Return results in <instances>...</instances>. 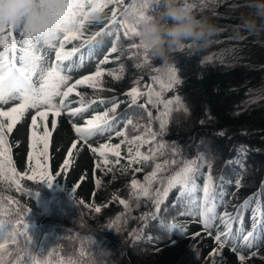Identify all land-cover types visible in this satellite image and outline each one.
<instances>
[{
  "label": "trees",
  "instance_id": "16d2710c",
  "mask_svg": "<svg viewBox=\"0 0 264 264\" xmlns=\"http://www.w3.org/2000/svg\"><path fill=\"white\" fill-rule=\"evenodd\" d=\"M131 3L133 0H123ZM137 3L140 0H136ZM195 7L193 12L198 17H207L218 28L209 41L200 46L185 42L184 47L173 48L167 57L151 55L147 63L144 60L145 49L133 47L139 44V36L124 35V27L118 17L112 41L116 50L111 65H121L124 72L111 82H104L98 89H87L102 95L110 96L117 102L115 113L131 123L128 133H140L148 120V109L156 116L157 108L145 105L146 85L159 91L160 85L151 77L160 75L156 69L166 65L173 66L179 81L172 89L163 93V98L179 95L182 105L171 106L165 117L166 127L158 139L166 145H175L180 149L181 157L191 158L203 153L211 160V176L224 177L235 183L239 178V188L235 184L238 200L244 196L264 200V61L260 58L264 52V34L253 35L236 27L241 13L247 11L246 0H189ZM108 4L98 15L100 19L86 21L84 30L90 33L100 26L108 16ZM150 10L148 14H155ZM166 79V77H163ZM138 80L140 95L133 97L125 86L130 80ZM99 82V81H98ZM144 106V107H142ZM163 110V105L159 106ZM187 108V111H185ZM62 119V116H58ZM139 125V127H137ZM125 126V124H124ZM157 133L161 132L160 121L156 119L151 125ZM126 143V142H125ZM123 143V144H125ZM121 144V145H123ZM147 150V144L144 146ZM105 158L108 161L105 163ZM158 159L172 158L169 150L167 156ZM154 163V161L152 162ZM152 163H137L135 178L143 183L146 172L152 170ZM97 173V190L106 191L114 184H120L119 193L128 201L122 204L110 201L97 211L88 205L70 199L68 193L57 187L53 180H21L24 187L32 188L42 197L45 207L42 213V228H36L34 235L43 240L51 253L50 264H205L198 257V246L204 244L202 233L195 229L188 210L180 205H173L179 189H170L167 197L161 202L157 212L155 197L137 196L128 179V169L122 162H116L109 155H104V162H99ZM105 171L115 177L109 179ZM209 171L205 165L197 176L201 186L204 174ZM153 182L152 191L158 187ZM252 198V199H253ZM183 209L184 213H179ZM7 210H16L0 196V215L6 219ZM152 213H157L155 216ZM147 214V215H145ZM17 215L10 216L12 221ZM117 223L111 228V221ZM53 223L61 225L53 226ZM172 225L175 236L163 237L157 245H149L145 240L148 233L161 236L166 228ZM44 228V229H43ZM171 241V242H169ZM198 244V245H196ZM2 251V264H33L34 254H24V245L20 238L17 243L6 244ZM262 260V261H261ZM264 264V250L252 260V264Z\"/></svg>",
  "mask_w": 264,
  "mask_h": 264
},
{
  "label": "snow or ice",
  "instance_id": "6c2138e0",
  "mask_svg": "<svg viewBox=\"0 0 264 264\" xmlns=\"http://www.w3.org/2000/svg\"><path fill=\"white\" fill-rule=\"evenodd\" d=\"M40 2L49 9V20L51 23H45L37 27L27 22L19 25L0 22V43L5 45V50L0 52V118H6V121L0 119V173L9 172L14 174L16 172V169L11 167V159L8 156L9 149L6 142V133L13 130L14 124L22 116L26 115L27 110H33L30 129L37 125L38 118L41 122H44L47 120L48 114L52 113L51 129L45 123L42 132L30 131L29 134V158H32L35 154L33 151L34 145L42 143L43 149L40 150L39 154L44 159H47L49 139L52 135V130L56 129L57 115L62 110H66L70 116L84 114L89 105L94 103L93 101H85L83 93H78L81 97L77 101L79 106L72 107V100L69 96L70 93H77V86L82 84H91L93 89L100 88L101 85L96 78L106 70L100 64H97L95 71L80 75L76 79H72L67 74L74 67H78L77 64L71 62V57L78 52V48L73 46L66 49L64 47L66 42L79 37L84 43H88L93 38L88 36L85 39L83 31L85 22L100 19L98 13L104 6L114 4L115 7L111 8L112 15L108 18V24L115 27L114 22L118 17H121L119 24L124 27V35L139 36L138 25L140 21L149 15L148 12L150 10L154 9L157 11L158 7L155 0H140L139 3L136 0L131 3H124L123 0H40ZM188 4L192 9L195 7L189 0ZM105 28H107V25ZM16 29L25 38L24 47L20 48L18 60L17 45L13 37V31ZM49 31L53 35H49ZM104 31V28L100 29V32ZM9 37H13V39L9 40ZM39 45L54 49L56 59L51 63L46 62L44 55H41L37 50ZM116 47V42L113 41L112 47L108 49V52L115 51ZM133 47L145 49L144 60L141 63H147L149 56L154 55L141 39L139 44L133 45ZM181 47H184V45ZM108 59V55L105 54L104 60ZM65 61L70 62L65 64ZM156 71L160 75H154L151 79L160 85V90H155L151 84L146 85L148 99L145 105H153L157 108V113L156 116H153L151 109H148V120L143 127V131L138 135L129 137L127 126L131 121L128 119L124 120L125 127L117 128L118 117L115 115V110L117 109L118 101L111 102L110 107H105L103 111H95L91 116H85L84 123H72L71 127L76 138L72 139L67 146L66 153L62 157L61 167L67 169L72 163V155L77 148H83L85 145L93 153H99L104 156L107 152H112L118 158L121 155L119 151L121 144L125 142L135 143L139 141L141 144H147L146 151H142L137 146L135 155H131L132 149L129 148L130 154L126 157L130 165L135 163L146 164L154 161L152 170L145 173L143 183L135 178L132 179L131 184L137 189L136 195L144 197L154 196V205L158 212L161 208V202L167 197L170 189L178 187L179 192L177 198L172 202L173 205H180L192 215L198 213L205 229H210L214 226L213 221L217 217V204L224 202V177H221L222 183L216 185L211 178V160L207 156L203 153H198L191 158L181 157L180 149L174 144L168 146L164 140L158 139V136L162 135L165 130V117L169 115L171 106L175 104L180 107L182 99L179 95L168 97L167 99L163 98L164 91L172 89L179 81V77L176 75L177 70L171 65H166L163 69L158 68ZM112 74L114 76L118 75L116 72H112ZM163 77H166V79ZM128 92L133 97L134 102L140 95L138 87H132ZM98 100L100 104L109 103L102 96L98 97ZM160 105H163V110H160ZM185 111H187V108H185ZM156 119L160 121V133H157L151 127ZM104 133H110L117 137L123 136L124 139L116 144L105 141L99 146H94L88 142L89 138ZM169 147L172 158L158 159L157 157L160 155L167 156ZM107 162L105 160V163ZM5 164L9 166L7 169H5ZM205 165L208 166L209 171L204 174L203 195L198 196L196 193L200 189V185L197 183V176L201 174V169ZM43 168L47 169V165H43ZM137 171H142V169H137ZM20 175L23 176L25 173L21 172ZM37 177L40 180L47 179L51 181L53 179L52 174L48 171L34 172L30 179L35 180ZM8 178L12 179V176ZM154 181L159 184L155 188V192L152 191ZM235 184L239 188L241 180L237 178ZM17 187H19L18 184ZM261 191L264 192V189H261ZM255 195L253 193L246 197L241 204L236 206L234 213H219L224 227L223 231H221L217 226L216 239L221 248L228 245L235 250L238 244H249L250 241L254 243L257 239V231L264 237V211H261L259 218H257L256 208L252 209V229L244 235V212ZM120 202L125 205L128 204V201L123 199ZM29 210L25 207L18 208L17 211L20 215H23L25 211ZM99 210L100 206L97 205V211ZM15 214L9 213L7 215L10 217ZM156 214L152 213L154 216ZM6 222H11L14 227L0 238V264L3 261L2 251L7 250L6 244L9 242L17 243L19 236L23 234V231H17L16 228L23 226V230H27L25 220L17 219L12 221L0 215V226ZM116 223L117 221L113 220L108 224V227L112 228ZM234 225L236 226L234 227ZM241 235H243V241L238 239ZM30 239L31 237L28 236L25 242L30 241ZM217 251L218 249H212V254ZM249 254L254 255L255 253L250 252ZM237 255L243 260V256L240 253H237ZM33 264H48V262L34 260Z\"/></svg>",
  "mask_w": 264,
  "mask_h": 264
},
{
  "label": "rangeland",
  "instance_id": "374dc122",
  "mask_svg": "<svg viewBox=\"0 0 264 264\" xmlns=\"http://www.w3.org/2000/svg\"><path fill=\"white\" fill-rule=\"evenodd\" d=\"M16 38L18 43H16L18 47V53L20 52V48H22L21 43L24 45V37H22L20 31L16 29ZM93 46V48L89 49L90 51H94L93 57L91 58L90 53L87 52V56L78 57L77 56L71 59V62H74L78 65V67H74L67 74L72 78L76 73L88 71L95 67L96 60L100 57L101 52L108 45V37L102 36ZM38 51L41 55H44L45 61L51 63V49H48L47 46L39 45ZM5 50V45H0V52ZM68 61L67 63H69ZM65 63V64H67ZM112 72L116 71H107L106 77L113 78L114 75ZM135 86V82L131 81L127 84V88L130 89ZM18 102V101H17ZM10 106V105H9ZM33 110H27L25 116H22L16 124L13 126V134L17 140L22 141L27 149L25 153L18 154L16 157V161L18 163V168L28 174L39 173L41 171H45L43 165H47V169L53 168V163H55V181L60 185H65L71 193L80 198L88 201L92 206L102 205L109 200H112L117 195V189H112L108 193L99 194L96 198H91L90 194L92 192L93 183L91 180V174L93 171V157L96 156L97 153H93L90 151L85 145L83 148H77L76 152L72 155V163L68 166L67 169L61 167L62 165V157L66 153L67 146L70 144L72 139H75V133L73 130L69 131H60L57 128L52 130V135L49 139V148H48V158L44 159L39 153L40 150L43 149L42 143H36L34 145V155L32 158H29V134L32 132H42L37 125L30 129L31 125V114ZM85 116H87V112L84 114H77L76 116H71L72 122L75 123H84ZM51 129V126L49 127ZM62 141V142H61ZM105 141H109L111 144L117 143V138H110V133L97 134L91 138H89V143L95 145H99ZM83 143V142H81ZM139 146L141 148V143L139 141L135 143H130L125 149V158L130 154L129 148L132 149L131 155H135V149ZM126 162L130 165V162L126 159ZM132 168V172L135 169L133 164L130 165ZM3 173H0L2 176ZM87 195V198L84 196ZM10 197L15 203H23L26 205L28 215H31L34 211H39L41 209L40 204L38 203L36 197L33 194H19L15 191L13 187L10 189ZM256 208L257 218L259 214V205L257 202H254L249 206L247 214H244L243 217V227L245 229L244 235L247 234L248 231L252 229V209ZM220 209V206L217 205V211ZM215 222L213 221V227L210 228L212 232L215 231ZM236 226V225H235ZM234 226V227H235ZM259 233V231H257ZM240 241H243V235L238 237ZM212 247L218 249V251L213 254L209 264H243V260L239 258L237 253H240L243 256V259L248 257L251 252L252 242L249 244H238V246L233 250L231 246L225 245L224 247H220L218 242H213ZM213 249V248H211Z\"/></svg>",
  "mask_w": 264,
  "mask_h": 264
},
{
  "label": "clouds",
  "instance_id": "9594fccd",
  "mask_svg": "<svg viewBox=\"0 0 264 264\" xmlns=\"http://www.w3.org/2000/svg\"><path fill=\"white\" fill-rule=\"evenodd\" d=\"M157 11L142 19L139 37L155 56L165 58L185 42L200 46L218 31L207 17H198L188 0H155ZM247 11L240 14L236 27L250 34H264V0H246ZM0 22L37 27L49 20V9L40 0H0ZM53 35L51 31L48 33Z\"/></svg>",
  "mask_w": 264,
  "mask_h": 264
}]
</instances>
